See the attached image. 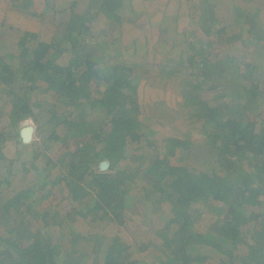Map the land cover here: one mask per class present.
Instances as JSON below:
<instances>
[{
	"label": "trees",
	"instance_id": "obj_1",
	"mask_svg": "<svg viewBox=\"0 0 264 264\" xmlns=\"http://www.w3.org/2000/svg\"><path fill=\"white\" fill-rule=\"evenodd\" d=\"M5 1L0 0V13ZM185 1L188 17L200 23L205 36L188 43V68L178 74L180 86L174 89L181 110L191 116L192 131L170 133L158 142L140 129L145 107L139 86L143 78L152 83L166 78L157 71L152 75L148 64L141 66L143 59L118 50L123 29L115 15L122 0H95L83 11L76 8L79 0L61 7L54 0H9L11 9L24 14L50 8L53 29L43 39L21 30L15 63L0 43V111L4 107L14 128L28 119L35 126L29 143L18 129L19 154L11 161L4 151L10 133L0 128V264H71L70 243L76 244L79 264H144L133 256V246L143 253L152 243L162 264H234L237 257L215 261L190 252L197 238L242 252L244 262L238 264H264V65L255 62L264 31L254 15L264 0H226L234 20H247L243 24L213 18V0L196 7ZM100 18L108 27L103 39L95 24ZM0 26L16 28L6 21ZM208 46L222 47L225 55L209 59L210 50L200 51ZM162 49L165 58L170 46L164 43ZM102 64L111 66L107 74L101 73ZM232 93L244 99L229 110L221 101ZM129 140L140 142L123 155ZM207 200L225 206L202 234L195 231L191 208ZM138 203L146 218L168 217L169 238L158 228L157 242L128 241L121 227L127 209ZM79 216L103 225L84 235L88 250L78 248L82 234L67 240L62 229ZM113 221L118 230L107 232ZM53 225L57 233L50 230ZM24 226L30 231L28 246L22 245Z\"/></svg>",
	"mask_w": 264,
	"mask_h": 264
},
{
	"label": "rangeland",
	"instance_id": "obj_2",
	"mask_svg": "<svg viewBox=\"0 0 264 264\" xmlns=\"http://www.w3.org/2000/svg\"><path fill=\"white\" fill-rule=\"evenodd\" d=\"M70 0H62V5L69 4ZM93 1L95 0H79L77 9L79 11H83L86 6L92 5ZM130 0H122L121 5V15L117 17V21L122 26L123 34L121 36V42L123 44H118V50L120 53L123 50L127 51V55H136L138 58L143 59L144 63H139L141 66L143 64H148L149 67H153V73L155 71L161 72L163 75H165V80L158 81L156 79L155 82L148 81L146 78L142 79V82L139 86V97L141 100V103L145 107V110L143 114L140 116V129L144 132L145 138L149 139H155L158 142H161L164 135H168L170 133L173 134H182L185 135V133L191 132L192 128L189 125V122L191 120V116L189 113H185L181 110L180 102H177L181 100V95L177 92H174L177 90L180 86V81L178 74L183 73L188 68V63L190 59L189 55V49H188V43L191 39L196 38L197 41H200V38H204L205 36L201 35L202 31L196 32V30H193L195 24L189 25L188 19L185 18V16H188L189 13L186 14V8L182 10V13H178L177 15L171 14L176 13L180 7V5L183 3V0H171L173 1L172 5L170 7L165 8V13L169 14L167 16V19L169 21L173 20L169 17H176L180 16V20L176 25L166 24L165 31L162 29H152L149 32L140 33L139 36L136 33L137 27L129 29V22L128 17L131 14L130 6H129ZM163 1V0H161ZM197 1L196 5L199 6V1L202 0H194ZM77 2V0H76ZM217 8H213L214 11L217 10L218 14H222L225 11H228V5L226 0H216ZM11 7V6H10ZM9 7V8H10ZM11 9V8H10ZM162 7V11H163ZM13 10V9H12ZM191 13V12H190ZM262 18H256V22L260 23L262 20L264 22V8L261 11ZM3 17V16H2ZM2 17L0 16V20H2ZM255 19V18H252ZM3 21H6L5 19ZM14 25L16 28L9 29L8 31L0 26V43H1V49L2 52H8L10 54V59L12 63H15V58L18 49L16 48V40L20 37L21 30H30L36 32L41 39L45 37L44 35L49 36V32L53 29L52 22L46 23V26H43L40 22L36 23H28L25 22V18L18 17L15 15H9V18L7 20V25ZM55 24V23H54ZM96 27L100 31V38H104L103 31L107 30V23H105V19L101 18L96 23ZM262 26V25H261ZM181 29L184 28V31L181 32V37L173 39L172 35L175 31V28ZM190 29L189 32L186 34V30ZM193 30V31H192ZM155 31V33H153ZM42 33V34H41ZM184 33V34H183ZM159 34V35H158ZM148 35V36H147ZM165 37V38H159V37ZM166 43L168 46H170V51L168 55L164 57L163 54V45ZM45 44V43H42ZM44 46V45H43ZM198 47V46H197ZM155 48L157 53L153 55L152 50ZM199 48V47H198ZM219 50H216L213 46H208L207 49H200L201 53L202 51H207L206 56L209 59H215L217 58V55L223 57L225 55L224 49L222 47L218 48ZM264 56V45L258 44V49L256 52L255 62L257 58L263 59ZM146 62V63H145ZM260 65H264L263 61L259 62ZM140 67V66H138ZM170 68V70L167 68ZM101 73L107 74L109 70L111 69L110 65H101L100 66ZM166 69V72H163V69ZM137 72H143V68H137L135 67ZM262 71L261 69H259ZM135 72V73H137ZM216 83H218V80H214ZM101 82V81H100ZM161 84V85H159ZM100 87V86H99ZM175 89V90H174ZM3 95V90L0 88V105H1V99ZM240 98H243L242 96H239L236 93L230 94L227 99H224L223 102L221 101L222 106L226 105L229 110H232ZM244 99V98H243ZM155 102V103H154ZM213 105L214 103L211 102ZM262 104L264 106V96L262 99ZM1 110V109H0ZM220 110V109H219ZM264 112V110H263ZM216 115V114H215ZM0 128L3 130H7V132L10 133V137L8 138L5 146V153L9 159V161L15 159L19 154V147L17 145V140H19V135L17 134L18 129H22V127H13L10 124V118L7 112L4 113V107L3 112L0 111ZM29 120V119H28ZM25 123V121H24ZM23 123V126H24ZM60 134H65V130L62 128H59ZM21 135V130H20ZM79 142H81V135L77 136ZM148 139V140H149ZM140 141L133 142L129 140L127 144L124 145L122 148L123 151L121 153L124 155L125 153L130 154L131 150L138 145ZM119 152V150H118ZM134 158V156H129ZM131 158V159H132ZM130 159V160H131ZM133 161V160H132ZM10 163V162H9ZM106 162H103V164ZM1 206V204H0ZM224 204L221 202H218L216 200H207L206 202H195L192 204L191 211L195 215L196 222H195V231L205 234L209 227L219 218L222 216L224 211ZM144 206L143 204H136L130 208L127 209L126 213V225L122 226L121 229L124 231V234H126V237L128 238V241L131 243L133 242L134 245L144 243L146 241H149L150 239H153L155 242L160 240L156 236V230L158 228L162 229L165 237L169 238L172 235V227L170 225H167L168 223V217L158 216L155 215L152 219L146 218L144 216ZM70 225L74 226V230H72ZM116 223L113 221L110 225L105 227L107 232H116L119 228V226L115 225ZM102 224H99L98 222H92L87 221L83 217L79 216L76 217L74 222L69 223V221H66L62 225V229L65 230L66 233V239L70 240L71 237H73L76 233L82 234L80 237L78 243V248L81 250H88L91 249L90 241L86 240V235L90 231L93 232L94 230L99 229L102 227ZM52 230L54 233H57L58 227L53 225ZM22 231L25 233L23 236L24 241H22L23 246H28L30 243L29 237L27 234L30 233L28 229H26V226L22 227ZM2 231V229H1ZM29 231V232H28ZM65 239V238H64ZM63 239V243H64ZM90 239V237H89ZM72 242V241H71ZM153 246L151 247V251L147 252H140L136 251L137 246H133L134 254L133 256L137 260H144V264H162L160 262L159 255L161 254L157 249L155 243H152ZM69 247V248H68ZM68 250H70V258L69 263L71 264H79L78 260V253L76 251V244L70 243L66 247ZM190 252L194 254H202L205 258L218 261L221 257L226 258V260H229L230 258L237 257V259H231L232 263L238 264L242 261L241 256L242 252L236 251L235 253H232V251L225 249L219 242H216L215 240H208V239H202L197 238L194 241H192L189 245ZM13 251V249H12ZM15 254V252L13 251ZM240 254V255H239ZM239 255V256H238ZM159 258V259H158ZM165 259V257H163ZM155 261V262H154Z\"/></svg>",
	"mask_w": 264,
	"mask_h": 264
},
{
	"label": "crops",
	"instance_id": "obj_3",
	"mask_svg": "<svg viewBox=\"0 0 264 264\" xmlns=\"http://www.w3.org/2000/svg\"><path fill=\"white\" fill-rule=\"evenodd\" d=\"M23 4L26 3V0H20ZM47 0H33V3H40V2H45ZM171 0H130L129 1V6H130V11L131 14L128 17V22L130 24L129 29L131 28H135L137 27L136 33L139 34L140 33H144V32H149L153 29H162L163 31H165L166 28V24H171V25H176L179 20H180V16H176V17H169L170 19H173L171 21H169L167 19V16L169 14L165 13V9L162 11V7L167 6L170 7L173 3L170 2ZM194 3H197V1L192 0ZM216 1V0H213ZM9 0H6L3 4H2V10L3 12L0 13V16L2 17L3 21L4 19L8 20L9 15H15L18 17H22L25 18V22H30V23H38L40 22L41 25H44L45 22H49L50 21V15H51V9L47 8V9H42L41 12H38L37 9H35L36 13H30V14H24L21 11H17V10H12L10 9V4H9ZM54 3L61 7L62 6V0H54ZM70 3V2H69ZM192 3L195 7L197 6L196 4ZM200 3V1H199ZM42 4V3H41ZM187 3L186 1L184 3H182V5H180L179 10L176 13H172L171 14H175L177 15L178 13H182V10L184 9V7H187ZM201 5V3L199 4V6ZM166 8V7H165ZM217 8V5L216 7ZM121 9V7H120ZM7 10V11H6ZM262 8H257L256 12L254 13V15H256V18H262ZM45 12V13H43ZM193 12V10H192ZM121 12H119L118 14L115 15V18L117 19V17H119L121 14ZM187 13V10H186ZM213 18H220L223 21H226L228 23H237L239 21L240 24H243L245 22H247V20H234V15L228 10L225 11L222 14H218L217 10L213 12ZM190 14V13H189ZM200 11L199 9L195 10L193 12V15L195 18L200 17L199 16ZM38 15V17L36 16ZM192 15V13H191ZM191 17V16H190ZM185 18L188 19V23L189 25H193L195 24L193 30H196V32L202 31V28H200V23H193L191 22V19L188 16H185ZM101 19V18H100ZM249 20V18H248ZM51 22V21H50ZM262 26H260L262 28V30L264 31V22L263 20L260 22ZM190 29L186 30V34L189 32ZM192 30V31H193ZM184 31V28L180 29L179 28H175V31L173 32L172 38L176 39V38H180L181 37V32ZM185 32V31H184ZM155 33V31L153 32ZM184 34V33H183ZM159 35V34H158ZM148 36V35H147ZM159 38H165V37H159ZM261 58H257L256 63L258 64L260 62Z\"/></svg>",
	"mask_w": 264,
	"mask_h": 264
},
{
	"label": "water",
	"instance_id": "obj_4",
	"mask_svg": "<svg viewBox=\"0 0 264 264\" xmlns=\"http://www.w3.org/2000/svg\"><path fill=\"white\" fill-rule=\"evenodd\" d=\"M35 133V126L31 120H26L24 126L21 129V138L24 143L32 141ZM107 163H102L103 168H107Z\"/></svg>",
	"mask_w": 264,
	"mask_h": 264
}]
</instances>
